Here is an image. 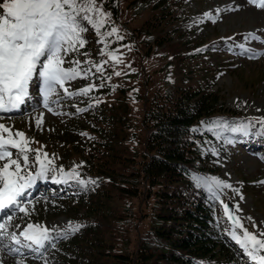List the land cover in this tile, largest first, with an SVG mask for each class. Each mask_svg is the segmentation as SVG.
<instances>
[{
  "label": "rangeland",
  "instance_id": "obj_1",
  "mask_svg": "<svg viewBox=\"0 0 264 264\" xmlns=\"http://www.w3.org/2000/svg\"><path fill=\"white\" fill-rule=\"evenodd\" d=\"M118 3L120 5L118 19L112 18L111 14L103 9L110 16L106 18L105 26L101 31L107 32L111 27H116L119 29V35L124 39L117 41L115 36L108 37V46L104 47L97 42L99 37L89 26L94 33L91 47L95 51L96 58L90 54V47L80 49L82 53L88 51V57L83 55L76 57L80 60L90 58L93 61L97 60L95 62L98 63L108 60L104 65L106 69L104 75H110L111 80L105 79L104 84L110 88V94H105L108 92L106 87H99L91 92V100L100 102L106 100L105 104L98 105L102 106L103 111L99 110L98 106L94 107L99 103L95 105L89 103V99H86L89 94L73 98L65 97L59 105L52 102L57 99L53 96L49 100V106L53 111L44 107L42 97L37 106L26 110L23 115L1 117L0 123L9 126L14 132L23 131L28 138L35 141L30 147L40 148L43 145V151H46L50 157L55 154L54 164L57 167L70 170L74 165L84 166L85 163L74 161L79 156L73 154L70 147L64 145V141L67 142L69 138L63 134L79 138L78 133L81 135L86 133L87 135L82 136L85 139L91 137V143L95 142L99 138L92 130L90 132V129H95L93 126L96 122L95 115L88 117L93 115L91 111L95 109L100 114H104L106 112L104 110L115 112L120 114L125 122V132L120 135L121 140L117 141V146L121 147L128 156L140 160L146 137L141 124L145 99L151 98L158 91L174 89L179 83L194 87H213L223 96L226 108L240 114L239 122L252 121L255 127L251 129L249 135L235 133L237 136L234 135L229 140L223 138L229 132L221 127V136L215 142L207 141L204 146L205 152L207 151L204 153L206 165L214 166L216 170L214 175L212 173L206 175L232 185L231 188H224L221 191L219 199L226 204L231 203L234 215L239 217L244 228L254 234L264 232V183H260L264 181V134H258L261 126L256 124L258 119L264 118V42H262L264 41V9L256 8L249 0H119ZM161 6L166 7L165 11ZM168 11L171 15L169 19L167 16L163 17ZM207 12L213 13L211 20L204 16ZM155 16L157 19H154ZM249 34H255L257 39H245ZM211 39L216 41L206 44ZM219 40L220 42L216 43ZM229 42L243 44L245 48L256 52L258 58L250 59L249 53L236 49L237 47L236 50L231 49ZM170 45L174 47L170 48ZM102 48L105 55H101ZM112 49L119 50L117 55L123 63L113 66L114 62L106 55ZM198 49L201 51H197ZM223 49L224 55L220 52ZM68 59H72V56ZM67 65L65 64V67ZM114 71H120L121 75H114ZM100 75L97 73V76ZM88 80V78L77 79L70 82L69 90L74 91L89 84ZM93 81L94 77L91 76V83ZM39 94L42 96L43 91ZM75 106L87 110L77 112ZM41 118L42 124L37 127L36 121ZM110 127L115 130L121 129L116 124ZM247 137L250 138L248 141ZM239 141L245 143L241 144ZM12 151L15 156L16 150L12 149ZM28 154L31 160L34 153ZM4 162L0 161V164ZM83 166L77 171L81 173L82 178L88 179L89 176L85 177L87 171ZM36 170L38 169H33ZM120 170L119 167L114 166L111 172L113 175L121 174ZM137 172L134 165L128 170L129 174H134L132 179ZM106 176L110 177V175ZM54 180H57L55 173H49L45 188L41 187V191L36 196L26 201L25 211L16 209L7 213L4 219H0V223L6 224L7 230V235L0 240V260L3 264H66L57 254L54 246L58 241L64 242L68 239L71 241L77 237L76 233L67 238H57L53 240L51 246L33 251L26 247L23 241L20 245H16L9 238L12 233L19 235L28 224H39L55 229L52 234L54 237H58L61 230L66 229L69 221L83 227L97 225L100 231L106 230L107 223L84 207L79 191L70 195L66 192L65 183L53 184ZM51 187L55 188V194L48 193ZM43 192L44 194L40 195ZM113 195L115 199L107 204L123 212L129 202L131 207L128 214H133V217L124 225L117 224V221L108 224L111 230L128 229L131 236L135 228L134 218L141 212V200L138 198L128 200L120 191ZM223 208V204L220 203V207L216 209L217 217ZM9 215L12 217L11 220L7 219ZM228 224L225 226L227 232L224 240L231 264H254L233 238V231L235 230L239 235L240 229L234 224ZM140 231L145 232L143 225L140 226ZM135 237L137 241L129 237L131 247L134 244L136 247L138 241L145 240L144 235H135ZM149 245L152 248L156 247L152 242ZM10 248H19V252L11 251Z\"/></svg>",
  "mask_w": 264,
  "mask_h": 264
},
{
  "label": "trees",
  "instance_id": "obj_2",
  "mask_svg": "<svg viewBox=\"0 0 264 264\" xmlns=\"http://www.w3.org/2000/svg\"><path fill=\"white\" fill-rule=\"evenodd\" d=\"M118 1L97 0V3H102L103 9L108 11L112 18L118 19ZM165 9L166 7L162 10ZM166 16L167 19L171 18L169 11L163 17ZM154 27L156 28V23ZM84 36L87 40L85 47H90V54L96 58L91 47L94 33L89 29ZM111 47L112 45L109 49ZM172 47L174 45H170V48ZM98 77H94L97 85L101 83ZM88 79L90 84L91 75ZM103 87L108 91L105 94H110V88L106 84ZM86 99H89L90 104L91 101L96 104L95 100H91V92ZM105 101L94 107L105 104ZM98 107L103 111L102 106ZM104 111V114H100L93 109V115L88 116L96 117L93 126L95 129H90V132L92 130L99 138L95 142L91 143V137L85 139L80 133L79 138L63 134L69 138L67 142L64 141V145L79 156L74 161L84 162L83 169L87 171L88 179L96 180L95 184L89 183L86 187L77 183L72 187L79 191L84 207L107 223L106 230L100 231L97 225L83 227L76 232V238L59 242L55 249L63 262L231 264L229 252L224 245L225 223L221 217L216 216V189L209 190L208 187L201 186L205 178H212L206 174H214L216 170L214 166L206 165V157L201 153L200 145L205 140L214 142L221 129L211 122L226 121L231 126L237 122L240 114L228 110L223 96L211 87H194L179 83L174 89L158 91L144 101L141 119L142 129L146 133L144 152L140 155V160H136L117 146L121 140L120 135L125 132L123 117L115 112ZM115 124L121 129L110 127ZM209 128L213 130L209 131ZM196 161H199V165L195 164ZM133 165L138 171L134 179V174L128 173ZM114 166L121 169V174L113 175L111 170H114ZM194 177L200 178V184ZM117 191L128 200H141V212L134 218L135 228L131 236L128 229L111 230L108 224L117 221V224L124 225L133 217V214H128L131 203L127 202L123 212L107 204L115 199L113 193ZM141 225L145 227L144 233L140 231ZM135 235H144L145 240L138 241L136 247L135 244L131 247L132 244L128 240L130 237L137 241ZM152 240L158 247L152 248L148 245Z\"/></svg>",
  "mask_w": 264,
  "mask_h": 264
},
{
  "label": "snow or ice",
  "instance_id": "obj_3",
  "mask_svg": "<svg viewBox=\"0 0 264 264\" xmlns=\"http://www.w3.org/2000/svg\"><path fill=\"white\" fill-rule=\"evenodd\" d=\"M249 2L264 9V0H249ZM108 16L110 14L104 12L102 3L97 6V0H0V113L13 112L21 108L29 97V88L34 78H39L42 83L44 107L49 111H53L49 106V100L53 96L57 99L52 102L59 105L65 97L88 96L93 90L103 87L105 79L110 81L111 76L104 75L106 73L104 65L108 60L98 63L90 58L85 60L76 58L78 55L88 57V53H82L80 49L87 44L84 33L89 31V26L99 37L97 42L104 47L108 46V37L115 36L117 41L124 39L119 35V29L116 27H111L107 32L101 31ZM204 16L211 20L213 13L207 12ZM245 39H257V37L255 34H249ZM239 47L250 53V59L258 58V54L252 49L245 48L243 44ZM118 51L112 49L106 53L114 62L113 66L123 63L117 55ZM101 55H105L103 48ZM69 56H72V59H68ZM65 64H68V67H65ZM97 73L101 74L98 77L101 80L99 85L93 81L74 91L69 90L70 82L87 79L90 75L96 77ZM113 74L119 76L121 72L114 71ZM75 107L77 112L87 110V108ZM36 123L39 127L42 118ZM211 123L228 132L244 135H249L251 129L255 127L252 121L239 122L234 126H230L226 121ZM256 124L261 126L258 134H264V118L258 119ZM82 135L87 134L82 133ZM34 142L23 131L14 132L9 126L0 123V161H5L0 164V210L16 206L20 211H25V206L19 203L20 198L36 180L48 179L49 173H55L58 182L61 183L74 181L85 187L89 183H96V180L82 178L81 173L77 171L83 166L82 164L74 165L70 170L57 167L54 164L55 154L50 157L46 151H43V145L40 148L30 147ZM12 149L16 150L15 156ZM30 152L34 153L31 160L28 154ZM34 168L38 170L33 171ZM194 179L200 184L199 177ZM201 186L208 187L209 190L216 189L214 195L217 200L224 188L232 187L231 184L216 177L205 178ZM234 191L238 190L234 189ZM220 203L223 204L228 218L236 228L240 229L239 235L235 230L233 231V238L254 264H264V232L259 234L249 232L244 228L239 217L232 213L230 206L223 200H220ZM236 207L238 208V205ZM11 218V215L7 217L8 220ZM81 227L83 225L69 221L66 229L61 230L58 237H54L52 234L55 229L39 224H28L19 235L12 233L9 238L16 245H20L23 237V240L28 242L27 247L35 251L51 246L53 240L57 238L63 239L75 234ZM6 235V224L0 223V240ZM10 250L19 252V248H10ZM0 264H3L2 260Z\"/></svg>",
  "mask_w": 264,
  "mask_h": 264
},
{
  "label": "water",
  "instance_id": "obj_4",
  "mask_svg": "<svg viewBox=\"0 0 264 264\" xmlns=\"http://www.w3.org/2000/svg\"><path fill=\"white\" fill-rule=\"evenodd\" d=\"M230 206V205H229ZM230 209H231V206H230ZM231 211H232V209H231Z\"/></svg>",
  "mask_w": 264,
  "mask_h": 264
},
{
  "label": "bare ground",
  "instance_id": "obj_5",
  "mask_svg": "<svg viewBox=\"0 0 264 264\" xmlns=\"http://www.w3.org/2000/svg\"><path fill=\"white\" fill-rule=\"evenodd\" d=\"M224 10V9H223ZM263 19H264V17H263Z\"/></svg>",
  "mask_w": 264,
  "mask_h": 264
}]
</instances>
